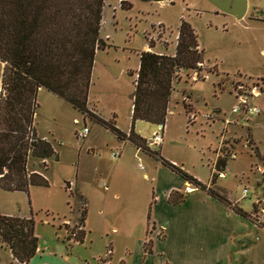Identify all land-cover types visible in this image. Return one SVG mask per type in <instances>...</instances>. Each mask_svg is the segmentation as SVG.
Wrapping results in <instances>:
<instances>
[{"label":"rangeland","instance_id":"obj_1","mask_svg":"<svg viewBox=\"0 0 264 264\" xmlns=\"http://www.w3.org/2000/svg\"><path fill=\"white\" fill-rule=\"evenodd\" d=\"M180 19L193 28L203 62L197 63L196 69H180L172 79L162 151L188 173L215 182L217 191L249 212L258 196L264 194V173L257 168L264 165V0H246L240 18L218 10L209 0H103L99 37L104 45L94 53L87 108L89 112L94 108L102 119L111 120L118 129L127 131L129 94L138 52L145 43V50L171 54ZM111 66L118 71L112 72ZM239 84L244 88L252 84L259 88L261 92L248 101L259 105L260 110L246 124L225 123V119L236 120L241 114L231 110L236 103L233 89ZM35 100L34 129L48 138L54 153L45 159L44 167L39 159L29 156L26 167L42 172L47 184L29 185L27 192L0 187V213L30 214L34 229L44 237L55 238L70 252L78 241L67 240L60 223L63 218L77 222L72 221V215L76 207L79 211L82 208L78 191L91 188L98 198L105 194L111 198L109 190L98 184L99 175L89 172L91 163H84L86 154H91L106 170H114L113 184L121 185L123 179L134 184L129 188L130 196L139 194L143 210L136 211L134 207L130 219L144 224L147 208L144 205L154 190L156 157L139 150L137 155L143 165L139 168L132 143L119 140L106 125L95 121L94 116L98 115L94 111L92 116L83 118L79 110L44 87L37 89ZM209 113L213 114L212 118L206 117ZM83 121L88 132L79 138L75 133ZM156 128V123L143 119L133 122V130L144 138ZM245 137L249 138L250 148L244 145ZM148 148L158 151L157 145ZM116 149L120 150V156L110 158L109 153ZM229 152H235V157L229 158ZM217 158L225 160L224 177L218 178L211 170ZM143 173L147 179L142 178ZM111 205L115 206L113 213L105 215L108 235L111 221L118 226L122 222L119 203L117 207ZM257 208V217L264 222V210H260V204ZM95 243L93 249L99 248L100 239ZM7 249L0 242V264H15L11 263Z\"/></svg>","mask_w":264,"mask_h":264},{"label":"trees","instance_id":"obj_2","mask_svg":"<svg viewBox=\"0 0 264 264\" xmlns=\"http://www.w3.org/2000/svg\"><path fill=\"white\" fill-rule=\"evenodd\" d=\"M102 7L103 0H0L1 188L27 192L29 185L47 184L42 172L29 171L26 167L29 156L39 159L44 167L45 159L54 153L50 141L36 135L34 129L35 96L39 87L62 97L79 110L83 118L92 116L87 108V94L95 50L104 45L99 37ZM176 31V44L171 54L145 49L138 52L133 89L129 94L131 109L127 133H122L111 120L100 116H94V120L106 125L118 137H125L140 149L151 152L161 164L226 203L239 215L247 216L248 212L230 204L216 190L205 188L204 183L180 165L150 150L145 138L133 130L135 119L163 127L173 77L180 69L197 68L202 51L197 49L193 28L180 19ZM224 164V159L217 158L215 169L221 170ZM183 198L184 194L177 190L167 193V200L174 204ZM256 204L252 212L257 211ZM80 213L79 222L84 208ZM82 235L80 230L78 240ZM0 242L19 264H26L38 244L31 215L0 213ZM143 249L150 251L149 240L143 243Z\"/></svg>","mask_w":264,"mask_h":264},{"label":"crops","instance_id":"obj_3","mask_svg":"<svg viewBox=\"0 0 264 264\" xmlns=\"http://www.w3.org/2000/svg\"><path fill=\"white\" fill-rule=\"evenodd\" d=\"M145 46L144 43L143 49ZM197 48L200 49L198 45ZM41 88L43 87L38 89ZM93 111L96 113L94 108ZM120 131L126 134L128 130ZM35 133L48 139L44 135L37 134L36 130ZM118 139L129 141L125 137ZM163 143L164 139L158 145L159 155L181 166L175 159L164 155L161 147ZM132 145L135 148L133 156L136 157L137 152L142 149L137 148L133 143ZM86 155L88 156L84 163L89 161L92 165L89 172L93 171L99 175L98 184L104 190H109L111 198L108 197L109 194L98 198L91 188L90 191L89 189L78 191V202L84 208L80 220L83 232L81 240L78 244H73L72 250L68 252L58 240L44 237L37 228H33L38 244L35 253L26 264H264V227L262 226L264 222L258 219L257 211H246L249 214L241 216L204 189L192 186L191 190L184 191L183 187L187 181L155 158L154 190L151 192L148 204L144 205V208L147 207L144 224L143 221L138 223L130 219L134 214L132 213L134 207L136 211L143 210L141 205L143 199L139 194L137 197L130 196L129 188H133L134 184L126 179L120 182L122 186L113 184L114 170H106L101 163H96L95 159L91 158V154ZM29 171L40 172L35 169ZM193 176L204 183L205 188L216 190L215 182L210 183L209 178L202 180L198 176ZM142 178L147 179V174L143 173ZM67 185H69L68 181ZM171 189L184 194L180 203L174 204L167 200V193ZM220 194L230 204L236 205L234 200ZM112 203L116 204V207L119 203L122 222H118V226L111 221L108 235L105 232V215L113 213L115 206H112ZM80 214L76 207L72 221H78ZM150 223L153 230L147 232V225ZM99 239V248L93 249ZM144 240L150 241L148 252L143 249ZM5 247L7 249L6 245ZM107 249L108 253H106ZM7 250L11 263L19 264L11 256L9 249Z\"/></svg>","mask_w":264,"mask_h":264},{"label":"built area","instance_id":"obj_4","mask_svg":"<svg viewBox=\"0 0 264 264\" xmlns=\"http://www.w3.org/2000/svg\"><path fill=\"white\" fill-rule=\"evenodd\" d=\"M107 37V34H105V38ZM199 63V62H198ZM261 91L259 90V88L252 84L249 88H244L241 84L237 85L236 88L233 89V95L236 99V103L234 105L231 106V110L233 112H240V116L238 119L236 120H227L225 119L224 122L225 123H229V122H240L241 124H246L247 119L254 115L257 114L260 110V106L256 105V104H252L248 101V98L254 95L259 94ZM90 111L92 112L93 109L91 108ZM207 118H212L213 114L209 113L206 115ZM162 128L160 124L157 125V128L154 129L151 134L145 138V143L146 145H160L163 141V133H162ZM88 132V127L86 126L85 122L83 121L82 127L81 129H79L75 134L77 137L79 138H83L84 136H86ZM248 143V144H247ZM245 146L250 148V144H249V138L245 137ZM139 148V147H137ZM119 150H113L109 153L110 158H115L119 155ZM217 155V153H216ZM229 158H234L235 157V152H229L228 154ZM137 158V166L139 168H142L143 165L140 162V158L139 156H136ZM257 168H259L262 171H264V165L261 166H257ZM212 171H214L216 173L217 177H223L225 175L223 170H216L214 167L211 168ZM192 186H194L193 184L187 182L184 187L183 190L184 191H188L192 189ZM196 187V186H195ZM243 194L246 193V188L243 187L242 188ZM257 204H260V210H264V195L261 197H258L257 199ZM65 230V236L67 238V240L69 241H79L77 236H78V232L80 230H82V226L81 223L79 221L72 223L69 220H67L66 218H63L61 220L60 223ZM159 228H162L161 226H159ZM153 230V226L152 224H148L147 225V232H151ZM145 242L147 240H144ZM109 250L107 249L106 253H108Z\"/></svg>","mask_w":264,"mask_h":264},{"label":"water","instance_id":"obj_5","mask_svg":"<svg viewBox=\"0 0 264 264\" xmlns=\"http://www.w3.org/2000/svg\"><path fill=\"white\" fill-rule=\"evenodd\" d=\"M155 1H159V0H155ZM209 1H211L218 10L231 14L236 18L242 17L245 12L246 0H209ZM198 62L199 63L203 62L202 52H200ZM110 69L112 72L118 71V68L115 66H111Z\"/></svg>","mask_w":264,"mask_h":264}]
</instances>
